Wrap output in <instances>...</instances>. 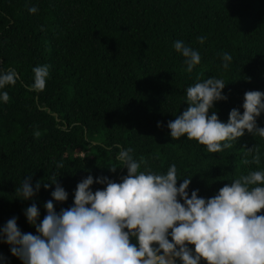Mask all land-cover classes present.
Instances as JSON below:
<instances>
[{"label":"trees","instance_id":"trees-1","mask_svg":"<svg viewBox=\"0 0 264 264\" xmlns=\"http://www.w3.org/2000/svg\"><path fill=\"white\" fill-rule=\"evenodd\" d=\"M178 40L201 55L191 73L174 48ZM43 65L46 87L35 91L33 68ZM10 69L17 82L0 89L9 94L0 99V229L18 217L22 232L36 234L24 210L35 203L40 220L46 214L55 185L22 200L16 190L26 176L33 187L59 179L69 193L66 202L54 201L59 212L88 175L121 182L127 168L118 157L127 148L144 161L141 171L166 174L175 164L178 186L191 177L189 194L199 189L204 198L264 171V138L245 131L231 148L210 153L186 136L173 140L167 127L188 106L186 89L211 76L227 83L228 99L210 109L224 123L233 108L243 113L246 91L264 92V0H0V73ZM257 125L264 127V112ZM255 145L260 164L242 163ZM10 248L0 239V264H23Z\"/></svg>","mask_w":264,"mask_h":264},{"label":"clouds","instance_id":"clouds-1","mask_svg":"<svg viewBox=\"0 0 264 264\" xmlns=\"http://www.w3.org/2000/svg\"><path fill=\"white\" fill-rule=\"evenodd\" d=\"M197 39L203 44L206 38ZM174 48L185 58L187 72L200 64V53L183 41H175ZM221 58L227 69L232 56L225 52ZM33 73L30 87L43 91L48 66L34 67ZM17 79L14 69L0 73V89L15 85ZM226 84L211 76L186 89L188 106L167 123L173 140L186 136L205 145L207 152L220 153L231 148L245 131L264 138V127L257 125V117L264 112L262 91H246L243 113L233 108L227 123L217 112L210 114L215 102L228 99L223 92ZM0 99L7 102L9 94L0 93ZM34 136L38 138L39 131ZM132 151L127 148L119 153L122 167L127 168L121 182L88 175L78 182L73 204L59 212L54 201L62 203L69 198L59 179L54 175L51 183L38 180L33 187L31 176H26L17 187L18 197L32 199L42 186L50 189L54 184L53 199L45 202L42 220L35 203L24 210L36 234L22 232L18 217H12L0 229V239L23 264H264V171H249L204 198L199 189L189 194L191 177L178 186L175 164L166 174L141 171L144 161L135 160ZM246 155L252 159L245 158L242 163L260 164L256 145L247 147ZM57 167L63 168V163ZM117 168L109 167L112 172ZM94 183L106 187L93 191Z\"/></svg>","mask_w":264,"mask_h":264},{"label":"rangeland","instance_id":"rangeland-1","mask_svg":"<svg viewBox=\"0 0 264 264\" xmlns=\"http://www.w3.org/2000/svg\"><path fill=\"white\" fill-rule=\"evenodd\" d=\"M81 154H83V153H81Z\"/></svg>","mask_w":264,"mask_h":264}]
</instances>
